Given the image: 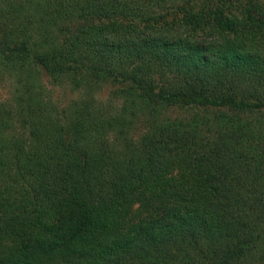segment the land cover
<instances>
[{
	"label": "trees",
	"instance_id": "obj_1",
	"mask_svg": "<svg viewBox=\"0 0 264 264\" xmlns=\"http://www.w3.org/2000/svg\"><path fill=\"white\" fill-rule=\"evenodd\" d=\"M0 75V264H264V0H0Z\"/></svg>",
	"mask_w": 264,
	"mask_h": 264
},
{
	"label": "rangeland",
	"instance_id": "obj_2",
	"mask_svg": "<svg viewBox=\"0 0 264 264\" xmlns=\"http://www.w3.org/2000/svg\"><path fill=\"white\" fill-rule=\"evenodd\" d=\"M46 81H48V79H46ZM50 88L53 90L52 86H50ZM61 91H62L61 89L55 88V95L58 96L61 99V101L69 100L70 98L69 93L63 94ZM9 95H10V86L7 83V81L2 77V75H0V101H4L5 99L8 98Z\"/></svg>",
	"mask_w": 264,
	"mask_h": 264
}]
</instances>
